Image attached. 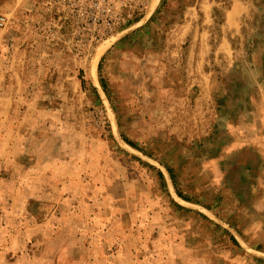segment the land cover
Wrapping results in <instances>:
<instances>
[{"label": "rangeland", "instance_id": "1", "mask_svg": "<svg viewBox=\"0 0 264 264\" xmlns=\"http://www.w3.org/2000/svg\"><path fill=\"white\" fill-rule=\"evenodd\" d=\"M151 2L80 58L0 0V264H264V0L232 31Z\"/></svg>", "mask_w": 264, "mask_h": 264}, {"label": "built area", "instance_id": "2", "mask_svg": "<svg viewBox=\"0 0 264 264\" xmlns=\"http://www.w3.org/2000/svg\"><path fill=\"white\" fill-rule=\"evenodd\" d=\"M49 9L64 16L70 31L64 33V44L78 57L113 33L139 18L147 8L149 0H48ZM10 17L0 12V29H5Z\"/></svg>", "mask_w": 264, "mask_h": 264}, {"label": "crops", "instance_id": "3", "mask_svg": "<svg viewBox=\"0 0 264 264\" xmlns=\"http://www.w3.org/2000/svg\"><path fill=\"white\" fill-rule=\"evenodd\" d=\"M160 1L161 0H159V2ZM169 1H174L175 3V1L180 0ZM179 4L181 5V2ZM220 5L221 3L218 0H192V2L186 5L187 9L184 11V13L186 12V16L191 17L189 21L186 19V21H188V24L184 25V27L187 29H192L195 28L194 23H197V27L201 28L200 23L202 24V26L208 21L214 23L215 13H218V11H220L223 14L222 24L220 26L224 30L232 31L238 29L242 25V19L248 12L249 6H247V4L243 2V0H229V7H226L224 11H221L222 9ZM222 43L224 45L228 44V38L222 37ZM98 61L96 62L95 70L97 69ZM89 73L91 75L90 69Z\"/></svg>", "mask_w": 264, "mask_h": 264}, {"label": "bare ground", "instance_id": "4", "mask_svg": "<svg viewBox=\"0 0 264 264\" xmlns=\"http://www.w3.org/2000/svg\"><path fill=\"white\" fill-rule=\"evenodd\" d=\"M158 2H159V0H152V2H151V5H150V7H149V12H151L152 11V9H154L156 6H157V4H158ZM109 46V45H108ZM102 48V47H101ZM98 49V53H100L102 50H103V48L102 49ZM97 53V54H98ZM98 55L95 57V59L93 60V63H91V66H90V71H91V75H92V78L94 79V81H95V83H96V85L98 86L99 85V83H98V79L96 78V70H95V65H96V61L98 60ZM97 81V82H96ZM105 97V96H104ZM106 98V97H105Z\"/></svg>", "mask_w": 264, "mask_h": 264}, {"label": "trees", "instance_id": "5", "mask_svg": "<svg viewBox=\"0 0 264 264\" xmlns=\"http://www.w3.org/2000/svg\"><path fill=\"white\" fill-rule=\"evenodd\" d=\"M100 67H101V63H100V65H99V68H100ZM100 81H101V80H100ZM82 83L84 84V81H83V80H82ZM101 83H102V86L104 87L105 91L107 92V89H106V86H105L103 80L101 81ZM128 143H129L131 146H135V145H134L133 143H131L130 141H128ZM168 169H169L170 174H171L172 177L174 178L173 170H172L171 168H169V167H168ZM159 174H160L161 178L164 180V174H163V172H162V171H159ZM180 196L183 197V198H186L185 195H183L182 193H180ZM230 236H231V239H232L236 244H238V242H237V240L235 239V237L232 236V235H230Z\"/></svg>", "mask_w": 264, "mask_h": 264}, {"label": "water", "instance_id": "6", "mask_svg": "<svg viewBox=\"0 0 264 264\" xmlns=\"http://www.w3.org/2000/svg\"><path fill=\"white\" fill-rule=\"evenodd\" d=\"M149 13H150V12H149V8H148V10H147V12L145 13L144 18L141 20V22H143V21L145 20V18L148 17ZM141 24H142V23H141ZM115 38H116V37H115ZM115 38H112V39L109 40V41L112 42ZM109 41H108V42H109ZM97 88H98V87H97ZM165 169H166V168H165ZM166 171H167L168 174H170V172H169L168 169H166Z\"/></svg>", "mask_w": 264, "mask_h": 264}]
</instances>
